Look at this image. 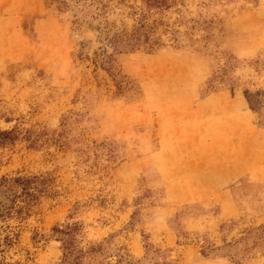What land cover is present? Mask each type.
<instances>
[{"label": "rangeland", "instance_id": "rangeland-1", "mask_svg": "<svg viewBox=\"0 0 264 264\" xmlns=\"http://www.w3.org/2000/svg\"><path fill=\"white\" fill-rule=\"evenodd\" d=\"M168 2L0 0V264H264V0Z\"/></svg>", "mask_w": 264, "mask_h": 264}, {"label": "trees", "instance_id": "trees-1", "mask_svg": "<svg viewBox=\"0 0 264 264\" xmlns=\"http://www.w3.org/2000/svg\"><path fill=\"white\" fill-rule=\"evenodd\" d=\"M144 1V7L147 12L150 11L151 8H162V7H168L170 5L169 0H143ZM114 43L119 46V48H125L129 47L132 48H138L140 45L146 46L148 49H150L154 43L155 40L150 37V31L146 29V24L142 20L131 33L123 36H119V40L117 37H114ZM113 44L114 49L117 48V46ZM111 58L110 56L107 57ZM110 65L105 68L108 70ZM249 104L251 105L252 110L257 111V106L253 104L252 100H248ZM10 134H12L11 131L0 130V143L8 137ZM31 182L30 178H21L16 177L12 178L10 180L3 179V182L1 185H3V190L10 189L13 186H16V184L21 185L22 190L26 193H28V185ZM25 193V194H26ZM29 195H31L29 193ZM16 198V196H15ZM15 199H11L10 204L6 206L5 203L1 204L0 201V216H4L8 213H10V209L12 207V204H14ZM79 224L76 222L73 224H66L62 228L54 227V231L58 234V240L62 243V249H63V260H66L69 264H78L80 258L84 254V251L78 247V245L75 242L76 239V233L78 230Z\"/></svg>", "mask_w": 264, "mask_h": 264}]
</instances>
